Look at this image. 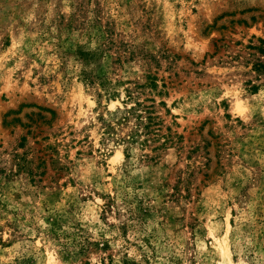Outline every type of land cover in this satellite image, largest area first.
I'll return each instance as SVG.
<instances>
[{
	"label": "rangeland",
	"instance_id": "1",
	"mask_svg": "<svg viewBox=\"0 0 264 264\" xmlns=\"http://www.w3.org/2000/svg\"><path fill=\"white\" fill-rule=\"evenodd\" d=\"M259 48L264 0H0V264H264ZM135 86L150 160L100 143Z\"/></svg>",
	"mask_w": 264,
	"mask_h": 264
},
{
	"label": "trees",
	"instance_id": "2",
	"mask_svg": "<svg viewBox=\"0 0 264 264\" xmlns=\"http://www.w3.org/2000/svg\"><path fill=\"white\" fill-rule=\"evenodd\" d=\"M106 50V44H102L93 51H86L81 54L85 57L86 61H92L97 57H102ZM258 51L264 55L263 49L259 48ZM253 68L254 72H260V74L264 72V64L258 61L253 64ZM100 73L101 70L97 72V75L83 73L80 75L81 81L87 85L97 82L100 88H105L104 91L109 99L117 97L114 87H118L124 83L116 81L114 84H111L107 81L106 75ZM147 86L149 88L155 87L152 82H148ZM138 89H140L139 86H135L132 89H124L123 99L120 102L122 107L116 108L112 112H106L105 117H100V143L107 148L116 145L123 146V156L125 159L129 157L132 147L136 146L140 151V159L150 160L153 157L145 154L143 150H148L151 143L162 139L163 142L161 144L149 149V152L153 153L168 141V136L157 133L160 121L152 109L154 101L152 99L139 101L138 95L140 93H138ZM257 89L258 86L256 85H250L248 88L250 92H255ZM145 102L149 103V105H145ZM158 105L164 106L162 102H159Z\"/></svg>",
	"mask_w": 264,
	"mask_h": 264
}]
</instances>
